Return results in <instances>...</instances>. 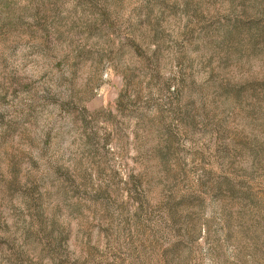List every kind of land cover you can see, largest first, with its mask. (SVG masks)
Wrapping results in <instances>:
<instances>
[{
	"label": "rangeland",
	"instance_id": "rangeland-1",
	"mask_svg": "<svg viewBox=\"0 0 264 264\" xmlns=\"http://www.w3.org/2000/svg\"><path fill=\"white\" fill-rule=\"evenodd\" d=\"M0 264H264V0H0Z\"/></svg>",
	"mask_w": 264,
	"mask_h": 264
}]
</instances>
